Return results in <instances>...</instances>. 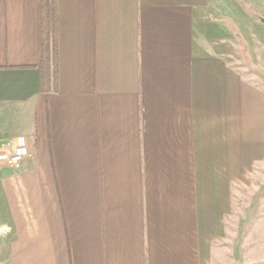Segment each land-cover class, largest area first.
Listing matches in <instances>:
<instances>
[{"label":"crops","instance_id":"1","mask_svg":"<svg viewBox=\"0 0 264 264\" xmlns=\"http://www.w3.org/2000/svg\"><path fill=\"white\" fill-rule=\"evenodd\" d=\"M56 1L42 91L40 0H0V151H32L0 165V264H264V84L222 30L264 0Z\"/></svg>","mask_w":264,"mask_h":264},{"label":"rangeland","instance_id":"2","mask_svg":"<svg viewBox=\"0 0 264 264\" xmlns=\"http://www.w3.org/2000/svg\"><path fill=\"white\" fill-rule=\"evenodd\" d=\"M240 19H234L230 13H225L223 23L227 29L222 30L229 34H235L239 40H241V37H244L254 47L252 53L246 57L245 49L242 48L241 42H239L235 47L236 50H229L231 56H228V58L236 68L243 71L244 75L264 84V25L254 18H245L243 22ZM246 184L248 186H245ZM246 184L244 183L241 190L244 202L251 199L253 191L260 187L264 188V164H260L255 168L254 172L248 177ZM263 213L264 206L262 203H259L257 206L252 205L246 210L248 222H250L253 216L254 218H260ZM236 259V264H243L239 257Z\"/></svg>","mask_w":264,"mask_h":264},{"label":"trees","instance_id":"3","mask_svg":"<svg viewBox=\"0 0 264 264\" xmlns=\"http://www.w3.org/2000/svg\"><path fill=\"white\" fill-rule=\"evenodd\" d=\"M40 75L41 90H55L58 69L57 1L40 0Z\"/></svg>","mask_w":264,"mask_h":264},{"label":"built area","instance_id":"4","mask_svg":"<svg viewBox=\"0 0 264 264\" xmlns=\"http://www.w3.org/2000/svg\"><path fill=\"white\" fill-rule=\"evenodd\" d=\"M31 155L28 139H16L7 149L0 151V165L18 167L24 158Z\"/></svg>","mask_w":264,"mask_h":264},{"label":"water","instance_id":"5","mask_svg":"<svg viewBox=\"0 0 264 264\" xmlns=\"http://www.w3.org/2000/svg\"><path fill=\"white\" fill-rule=\"evenodd\" d=\"M260 21L264 23V18H261Z\"/></svg>","mask_w":264,"mask_h":264}]
</instances>
